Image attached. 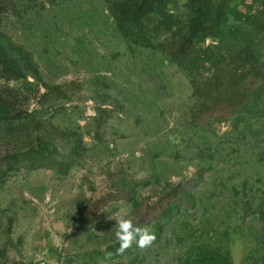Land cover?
I'll return each instance as SVG.
<instances>
[{
	"label": "rangeland",
	"instance_id": "obj_1",
	"mask_svg": "<svg viewBox=\"0 0 264 264\" xmlns=\"http://www.w3.org/2000/svg\"><path fill=\"white\" fill-rule=\"evenodd\" d=\"M122 1L0 0V264H264V93L200 124L203 98L161 48L188 32L189 1L150 46L120 31ZM203 43L206 74L237 56L262 82L264 0H235ZM120 215L155 242L118 254Z\"/></svg>",
	"mask_w": 264,
	"mask_h": 264
},
{
	"label": "trees",
	"instance_id": "obj_2",
	"mask_svg": "<svg viewBox=\"0 0 264 264\" xmlns=\"http://www.w3.org/2000/svg\"><path fill=\"white\" fill-rule=\"evenodd\" d=\"M188 7L196 15L189 25L187 33L173 31L172 38L161 44V48L186 71L192 79L196 95L204 100L200 116L196 119L200 124H209L212 119L225 122L234 117L245 106L256 102L264 93V80L247 84L250 74L242 66L237 65V56L221 58L216 62V69L211 75L204 72L208 59L205 57L204 41L221 34L223 23L233 14L235 0H188ZM174 0H123L117 5L112 4V11L117 19L123 35L135 43L152 45V25L160 19L165 24L172 21L170 6ZM210 60V58H209ZM3 66L10 70L7 62L1 60ZM55 87L53 91H57ZM40 153V151H37ZM9 165V164H8ZM4 171L0 170V177ZM179 184L174 194L180 193ZM113 200H119L113 195ZM155 205L150 210H158Z\"/></svg>",
	"mask_w": 264,
	"mask_h": 264
},
{
	"label": "clouds",
	"instance_id": "obj_3",
	"mask_svg": "<svg viewBox=\"0 0 264 264\" xmlns=\"http://www.w3.org/2000/svg\"><path fill=\"white\" fill-rule=\"evenodd\" d=\"M115 227V237L119 243V247L117 248L118 254H123L133 243H136L139 248L143 249L151 246L156 240L155 234L148 227L134 225L132 220L126 218L124 215L119 216Z\"/></svg>",
	"mask_w": 264,
	"mask_h": 264
},
{
	"label": "built area",
	"instance_id": "obj_4",
	"mask_svg": "<svg viewBox=\"0 0 264 264\" xmlns=\"http://www.w3.org/2000/svg\"><path fill=\"white\" fill-rule=\"evenodd\" d=\"M34 264H67V263H51V262H48V261H39V262H36Z\"/></svg>",
	"mask_w": 264,
	"mask_h": 264
}]
</instances>
